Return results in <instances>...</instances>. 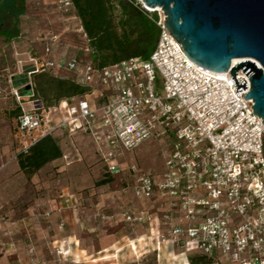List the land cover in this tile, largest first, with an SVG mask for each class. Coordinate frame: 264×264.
<instances>
[{"label":"built area","instance_id":"obj_1","mask_svg":"<svg viewBox=\"0 0 264 264\" xmlns=\"http://www.w3.org/2000/svg\"><path fill=\"white\" fill-rule=\"evenodd\" d=\"M137 1L150 17L156 15L159 30L147 60L102 67L94 59L55 58L57 36L45 42L30 74L54 71L58 77L66 71V79L88 92L71 99L72 106L71 100L53 106L34 100L33 88L26 93L31 106L17 119L19 153L46 135L82 132L91 137L107 172L121 178L122 157L150 139L160 140L166 145L162 172L153 176L133 165L134 183L123 187L135 199L156 201L152 207L158 213L130 208L120 212L121 220L132 230H156L158 251L171 244L180 264H191V254L228 264H264V124L254 114V101L246 98L251 75L238 72L236 79H245L248 88L237 96L230 71H210L192 61L166 28L163 11ZM55 6L64 14L74 9L72 0H56ZM14 95L24 104L18 91ZM53 116H59L58 123Z\"/></svg>","mask_w":264,"mask_h":264},{"label":"rangeland","instance_id":"obj_2","mask_svg":"<svg viewBox=\"0 0 264 264\" xmlns=\"http://www.w3.org/2000/svg\"><path fill=\"white\" fill-rule=\"evenodd\" d=\"M48 1H29L18 37L0 36V264H180L171 244H162L158 251L156 230L153 234L143 227L132 230L119 215L130 208L158 213L152 207L156 201L135 199L130 189L124 194L123 187L134 183L133 165L153 176L162 172L166 149L162 141L150 139L122 157V177L107 183H101L107 170L92 139L82 132L68 136L73 148L82 149L84 160L51 162L31 179L20 171L17 157L23 142L15 136L20 104L14 91L24 98L25 109L30 108L31 99L20 89L27 85L37 93L34 100L57 104L53 95L45 98L39 90L43 80L30 74L36 69L31 57L44 49L39 37L61 36L55 58L93 60L77 26L62 19ZM47 74L55 76L54 71ZM57 76L66 79L69 74L60 71ZM75 103L71 100L70 106ZM58 118L53 116L55 124ZM61 145L66 151L67 143L61 141Z\"/></svg>","mask_w":264,"mask_h":264},{"label":"trees","instance_id":"obj_3","mask_svg":"<svg viewBox=\"0 0 264 264\" xmlns=\"http://www.w3.org/2000/svg\"><path fill=\"white\" fill-rule=\"evenodd\" d=\"M72 3L93 50L92 57L100 66H113L133 58L149 59L159 37L156 15L151 18L137 0H72ZM26 13V0H0V36L9 40L18 37L21 32L20 18ZM47 73L34 75L43 80L39 90L45 98L51 94L57 104L80 98L88 92L87 88L71 79L57 78ZM15 86L19 87V84L15 83ZM20 91L26 94L24 88ZM18 111L19 118L21 106ZM64 156L61 138L49 134L39 139L27 152L18 153L17 159L20 171L31 179L46 165ZM104 178L101 183L116 179L108 172L104 173ZM189 260L191 264H223L206 255L191 254Z\"/></svg>","mask_w":264,"mask_h":264},{"label":"water","instance_id":"obj_4","mask_svg":"<svg viewBox=\"0 0 264 264\" xmlns=\"http://www.w3.org/2000/svg\"><path fill=\"white\" fill-rule=\"evenodd\" d=\"M139 1L162 9L166 28L192 61L210 71H230L237 96L248 88L244 78L236 79L238 72L251 75L246 98L264 124V0ZM235 59L241 62L232 66ZM24 91L31 95L32 86Z\"/></svg>","mask_w":264,"mask_h":264},{"label":"crops","instance_id":"obj_5","mask_svg":"<svg viewBox=\"0 0 264 264\" xmlns=\"http://www.w3.org/2000/svg\"><path fill=\"white\" fill-rule=\"evenodd\" d=\"M30 0H26V5L28 7L29 5V2ZM55 1L56 0H49L47 3L51 5V9L54 11V12H57V14L62 18V19H65L66 21L67 20H71L73 21V23L77 26V31L79 33H82L83 36L85 35L84 34V31H83V28H82V25H81V21L80 19L78 18L77 14H76V11L75 9H72L71 12L69 14H64L62 12H60L56 6H55ZM53 5V6H52ZM27 14V13H26ZM25 14V15H26ZM23 15V16H25ZM23 16L21 18H23ZM22 21V20H21ZM52 36H57V40L54 41L53 43V56H55V48L60 46V37L58 34L56 33H46L44 34L43 36H40L38 40H40L41 42L44 43V46H45V42L50 39ZM42 54V52H41ZM39 56V55H37ZM35 55H33L31 57V61L34 57H37ZM59 73V72H58ZM25 104H20V106L23 108ZM56 136L60 137L61 138V141H64L65 143H67L68 145V148L67 150L65 151L64 150V154H65V158H63V161H69L70 164H74V163H79L81 160H84L83 157H86V155L84 154V152L82 151V149L80 148V150L76 149V148H73V146L71 145V138L66 135L65 133L63 132H59L58 134H56ZM93 147V145H92ZM95 153V151H94ZM96 156V155H95ZM67 163V162H66ZM161 253V252H160ZM160 258V257H159Z\"/></svg>","mask_w":264,"mask_h":264},{"label":"bare ground","instance_id":"obj_6","mask_svg":"<svg viewBox=\"0 0 264 264\" xmlns=\"http://www.w3.org/2000/svg\"><path fill=\"white\" fill-rule=\"evenodd\" d=\"M157 10H162V9H161V8H157ZM237 62H239L238 59H235V60L233 61V63H237Z\"/></svg>","mask_w":264,"mask_h":264}]
</instances>
